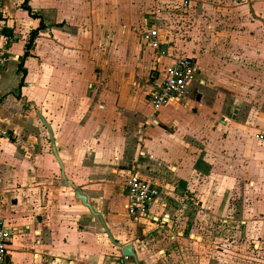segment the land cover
I'll return each mask as SVG.
<instances>
[{
	"label": "crops",
	"instance_id": "crops-1",
	"mask_svg": "<svg viewBox=\"0 0 264 264\" xmlns=\"http://www.w3.org/2000/svg\"><path fill=\"white\" fill-rule=\"evenodd\" d=\"M168 2L0 0L14 37L0 68V215L16 231L7 264H136L103 222L139 264H197L201 244L243 240L252 219L264 233V106L246 93L263 80L249 61L220 68L211 55L186 97L154 110L157 72L180 55L164 30L169 56L141 29L173 19ZM134 169L173 203L175 224L129 215ZM210 217L227 223L212 222L207 241L198 220Z\"/></svg>",
	"mask_w": 264,
	"mask_h": 264
},
{
	"label": "rangeland",
	"instance_id": "rangeland-1",
	"mask_svg": "<svg viewBox=\"0 0 264 264\" xmlns=\"http://www.w3.org/2000/svg\"><path fill=\"white\" fill-rule=\"evenodd\" d=\"M167 1L171 7L168 13L174 18L163 19L158 29L172 37L176 55L195 57L201 69L205 68L202 59L211 55L215 60L220 57L216 60L220 68L228 67L226 65L232 61L228 60L229 56L251 62V76L254 80H263V90L250 88L246 91L247 98L257 104L263 99L264 106V0H191L188 10L182 8L180 0ZM254 2H257L255 9L252 8ZM152 74L153 70L146 75L149 82ZM171 205L170 202L166 212L175 224L179 217L172 213ZM206 219L198 221L205 227L201 236L208 241L212 222L220 227L225 226V222L222 217ZM250 225L253 233L243 240L222 239L213 246L201 244L196 249L200 257L197 264H264L262 224L257 218L252 219ZM188 247L192 246L188 244Z\"/></svg>",
	"mask_w": 264,
	"mask_h": 264
},
{
	"label": "built area",
	"instance_id": "built-area-1",
	"mask_svg": "<svg viewBox=\"0 0 264 264\" xmlns=\"http://www.w3.org/2000/svg\"><path fill=\"white\" fill-rule=\"evenodd\" d=\"M189 0L182 1V8L187 10ZM141 38L147 47L157 49L160 55L167 56L163 49V35L158 27L144 26L141 29ZM14 42L13 35L6 31L4 11L0 6V68L6 66L13 56L10 47ZM169 56V55H168ZM199 77V67L196 60L190 56H178L172 58L158 70L156 83L150 92V102L154 110L186 97L189 87ZM264 139L263 135H259ZM127 211L135 219H153L165 224L170 216L165 212L166 204L161 201L162 189L143 178L135 169L130 174L127 184ZM157 207L164 211L158 210ZM225 225L227 220H224ZM16 231L11 223L0 215V264H7L6 258L9 252V245L15 237Z\"/></svg>",
	"mask_w": 264,
	"mask_h": 264
},
{
	"label": "water",
	"instance_id": "water-1",
	"mask_svg": "<svg viewBox=\"0 0 264 264\" xmlns=\"http://www.w3.org/2000/svg\"><path fill=\"white\" fill-rule=\"evenodd\" d=\"M54 152H55L56 156L58 157V154H57V150H56V149H54ZM63 177L65 178V174H64V173H63ZM65 179H66V178H65ZM70 184L73 185L72 182H70ZM76 196H77L79 199H81L82 202H83L84 204H86V205L91 209V211L95 212V211L93 210V208L91 207V205L87 202V198H86L84 195L80 194L79 191H76ZM103 224H104V226H105V229H106V231H107L109 237L112 239V241H113L115 244H117V245L121 248L122 254H123L126 258H128V257L133 258V259L135 260L136 264H139L138 259H137V255H136L135 251L133 250V245H132L131 243H128V244H126V245H122L121 243L115 241L114 238H113V236H112V234H111V232H110V230L108 229V227L105 225L104 222H103ZM6 261L9 262V257L6 258Z\"/></svg>",
	"mask_w": 264,
	"mask_h": 264
},
{
	"label": "trees",
	"instance_id": "trees-1",
	"mask_svg": "<svg viewBox=\"0 0 264 264\" xmlns=\"http://www.w3.org/2000/svg\"><path fill=\"white\" fill-rule=\"evenodd\" d=\"M34 35V34H33Z\"/></svg>",
	"mask_w": 264,
	"mask_h": 264
}]
</instances>
